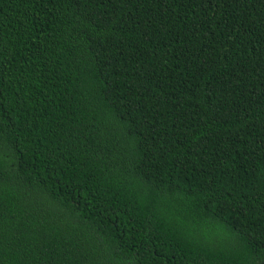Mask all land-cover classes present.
Masks as SVG:
<instances>
[{
  "label": "trees",
  "instance_id": "trees-1",
  "mask_svg": "<svg viewBox=\"0 0 264 264\" xmlns=\"http://www.w3.org/2000/svg\"><path fill=\"white\" fill-rule=\"evenodd\" d=\"M0 264H264V0H0Z\"/></svg>",
  "mask_w": 264,
  "mask_h": 264
}]
</instances>
